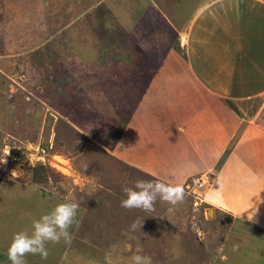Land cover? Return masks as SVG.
I'll return each mask as SVG.
<instances>
[{
    "label": "rangeland",
    "instance_id": "374dc122",
    "mask_svg": "<svg viewBox=\"0 0 264 264\" xmlns=\"http://www.w3.org/2000/svg\"><path fill=\"white\" fill-rule=\"evenodd\" d=\"M213 1L0 0V264H11L14 233L30 234L33 220L71 201L79 208L70 241L48 243L47 259L28 255L27 264H131L135 254L151 264H264V232L211 202V192L204 197L206 187L195 198L194 176L173 181L161 168L136 166L121 134L134 73L118 48L127 47L147 70L164 62L176 71L182 49L173 36L180 42L191 18ZM107 25L114 26L112 40L102 44ZM244 46L233 51L244 54ZM191 62L206 75L194 53ZM85 75L98 82L90 105L81 94L92 87ZM244 86L237 96L258 93ZM92 105L97 112L87 114ZM137 180L179 183L184 200L173 206L158 199L151 211L124 209L122 190ZM136 221L142 227L133 231Z\"/></svg>",
    "mask_w": 264,
    "mask_h": 264
},
{
    "label": "crops",
    "instance_id": "0c3cea01",
    "mask_svg": "<svg viewBox=\"0 0 264 264\" xmlns=\"http://www.w3.org/2000/svg\"><path fill=\"white\" fill-rule=\"evenodd\" d=\"M222 1L199 9L180 42L173 36L182 49L176 71L172 63L166 68L164 62L161 69L147 70L129 57L135 55L127 47L118 48L120 56L128 55L122 62L129 63L128 70L134 73L121 134L138 167L161 168L173 181L195 179L202 173L211 179L215 174L212 184L206 182L203 196L211 192L240 222L264 232V113H258L264 110V6L256 0ZM109 25L102 44L112 40L114 26ZM233 32L238 33L233 36ZM235 45H243L244 54L235 53ZM191 53L197 55L196 64L205 76L193 67ZM116 73L114 79L126 71ZM250 74L256 79L245 81ZM85 76L92 87L90 94H81L90 105L97 96L92 83L98 82ZM243 84L258 93L237 96ZM100 97L98 93V101ZM91 108L87 114L93 115L97 110Z\"/></svg>",
    "mask_w": 264,
    "mask_h": 264
},
{
    "label": "clouds",
    "instance_id": "9594fccd",
    "mask_svg": "<svg viewBox=\"0 0 264 264\" xmlns=\"http://www.w3.org/2000/svg\"><path fill=\"white\" fill-rule=\"evenodd\" d=\"M122 191L126 198L120 201V206L127 210L151 211L158 199L175 206L182 203L185 197L181 184H167L159 180H137L133 187H126ZM195 196L200 197L196 191ZM215 199L214 196L210 197L211 202H215ZM78 208L79 204L74 201L58 203L49 213L32 221L30 234L27 231L14 233L7 249V258L11 264H27L28 255H39L47 259L48 243H59L62 239L69 242V229L77 223ZM138 226L142 227L139 221L133 222L130 229L135 231ZM131 264H151V260L147 256L135 254L131 257Z\"/></svg>",
    "mask_w": 264,
    "mask_h": 264
},
{
    "label": "built area",
    "instance_id": "2783aa9c",
    "mask_svg": "<svg viewBox=\"0 0 264 264\" xmlns=\"http://www.w3.org/2000/svg\"><path fill=\"white\" fill-rule=\"evenodd\" d=\"M10 160L12 161H15L16 158H14V156H12L11 158H9ZM209 176L205 173H202L200 174L198 177H196L193 181V191L195 193V191L198 189V188H201L202 186H204L206 184V182H209ZM196 198V196H195Z\"/></svg>",
    "mask_w": 264,
    "mask_h": 264
},
{
    "label": "bare ground",
    "instance_id": "6f19581e",
    "mask_svg": "<svg viewBox=\"0 0 264 264\" xmlns=\"http://www.w3.org/2000/svg\"><path fill=\"white\" fill-rule=\"evenodd\" d=\"M59 162H61V163H64V161L63 160H58Z\"/></svg>",
    "mask_w": 264,
    "mask_h": 264
},
{
    "label": "trees",
    "instance_id": "16d2710c",
    "mask_svg": "<svg viewBox=\"0 0 264 264\" xmlns=\"http://www.w3.org/2000/svg\"><path fill=\"white\" fill-rule=\"evenodd\" d=\"M161 69V68H160ZM164 70L162 69V72H163Z\"/></svg>",
    "mask_w": 264,
    "mask_h": 264
},
{
    "label": "water",
    "instance_id": "95a60500",
    "mask_svg": "<svg viewBox=\"0 0 264 264\" xmlns=\"http://www.w3.org/2000/svg\"><path fill=\"white\" fill-rule=\"evenodd\" d=\"M229 219L227 218V221H228Z\"/></svg>",
    "mask_w": 264,
    "mask_h": 264
}]
</instances>
